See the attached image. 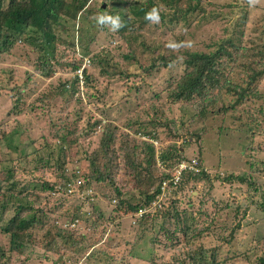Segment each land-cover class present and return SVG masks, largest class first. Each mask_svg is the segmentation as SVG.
<instances>
[{
	"label": "rangeland",
	"instance_id": "374dc122",
	"mask_svg": "<svg viewBox=\"0 0 264 264\" xmlns=\"http://www.w3.org/2000/svg\"><path fill=\"white\" fill-rule=\"evenodd\" d=\"M112 1L90 0L84 17L65 26L63 37L73 49L59 46L56 51H64L60 63L82 57L77 72L55 67L50 77L42 76L36 48L23 40L0 55V163L13 161L16 186L26 188L14 196L25 198L31 209L25 213L34 212L40 224L69 230L64 227L69 219H63L59 210L76 203L64 194L51 195L40 185L59 183L62 170H87L85 157L99 148L104 127L112 131L114 143L116 137L119 142L150 143L156 171L171 169L160 154L169 155L172 165L176 149H181L185 160L201 161L208 182L185 177L178 187H166L156 199L160 208L151 210L155 211L152 220L166 229L159 233L147 229L142 219L135 223L133 214L114 210L112 186L103 184L99 194L92 193L89 205L81 207L77 228H72L76 229L72 249L82 248L81 253L62 245L58 254L44 252L40 245L46 241L37 225L25 238L31 237L33 245L26 244L21 255L9 253L8 237L1 232L13 213L14 206L8 204L0 218V264H177L175 260L187 257L195 246L216 248V264H254L264 256V137L253 136L250 128L257 132L256 124H264V76L236 105L235 96L216 92L220 89L202 97L213 99L212 104L198 97L173 100L172 92L184 73L187 53H209L218 45L231 52L229 41L239 45L248 60L238 54L231 65L229 58L222 57L219 76L229 71V85L245 87L246 76L236 67L253 60L250 47H264V0H172L173 5L196 7L178 26L167 21L174 10L164 5L171 1L152 0L163 18L140 28L133 24L123 36L111 31L110 25H101L102 29L93 25L98 8L107 9ZM93 55L108 58L104 73L92 64ZM111 64L120 74H110ZM75 75L73 91L55 90ZM255 143L259 148L253 153ZM228 175L242 182L224 180ZM130 194L129 190L120 199H130ZM55 201L63 203L60 209L53 206ZM139 202L134 198L130 204ZM95 220L97 227L91 225ZM181 223L190 236L197 235L195 245L185 246L181 232L173 240L166 238L171 229L182 228ZM228 237L230 243H225ZM244 251L248 261L233 256Z\"/></svg>",
	"mask_w": 264,
	"mask_h": 264
},
{
	"label": "trees",
	"instance_id": "16d2710c",
	"mask_svg": "<svg viewBox=\"0 0 264 264\" xmlns=\"http://www.w3.org/2000/svg\"><path fill=\"white\" fill-rule=\"evenodd\" d=\"M89 1L90 0H0V55L12 47L16 41L23 40L36 48L38 54L36 62L42 76L46 78L50 77L55 67H66L71 73L72 71H78L82 63V57H72L69 61L64 60L63 63H60L59 60L65 58L64 51L58 53L56 48L63 46L64 48L73 49L72 43L67 41L68 38L63 37V34L66 32L65 26L68 24V21L74 23L81 16L82 18L84 17V13L86 12L85 6ZM133 1L134 0H113L112 3L108 5L107 9L102 6L98 8L97 17L102 14L113 17L119 16L124 27L116 32L120 36H123L127 33V30L133 29V24H137L139 28L144 26V23L148 24L151 20L146 19V16L153 8H156L152 0H137L135 3H133ZM169 1H171V3L169 5L165 4L164 7L166 9L173 8L174 10V14H169V19L167 20L172 26H178L181 22L186 23V14L196 10L194 6L190 7L187 5L184 8L181 4L173 5L172 0ZM159 17L160 19L163 18L162 13H159ZM96 18L93 21V25L98 24ZM100 29L102 28L100 27ZM228 46V48H231V52L223 48L222 45H218L215 51L209 53H187L183 61L185 65L184 73L177 82H175L173 88V100H190L193 97H198L205 101V104L206 102L212 104L213 99L205 100L202 99V97L208 92L220 89L216 92L224 90L225 93L235 96L233 103L236 105L240 103L243 96L251 94L254 86L257 85V82L264 76V47H262V49L250 47L249 57L253 58V60L237 65L236 68H241L247 80V82L244 83L245 87H242L237 84L229 85L231 83V81L228 80L229 71L219 76L217 67L222 57L225 56L229 58L231 60V65L238 54H242V56L248 60V56L244 52L239 51L241 48L239 45L236 46L229 41ZM81 51L84 56L87 54L86 49ZM126 58L132 57L128 55ZM91 60L92 64L100 68V73H104L105 71L104 64L106 66L110 64L108 63L107 57L100 58L99 55L91 56ZM52 61H54V63L50 65ZM111 65L110 74H120L118 69H116L113 64ZM81 73L83 74L82 78L84 82H88L89 80L87 75H85V71L82 70ZM77 82L78 79L75 75L69 79V81H65L56 86L55 90L61 94L70 93L77 88ZM205 106H203V108H205ZM262 119L264 120V118ZM256 126L258 131L256 132L254 128H250V133H253V136L260 135L264 137V124L262 123L260 127L259 123H257ZM115 141L116 143H114L112 131L104 127L99 148L85 157L87 161V170L83 172L79 170V168L70 171H68V169L66 171L62 170L60 174V184L56 182L52 184L42 183L40 185L41 189L48 193H55L59 191L57 186L63 188L66 182H75L79 180L81 181V185L77 187L78 190L82 192L89 190L88 196L93 197L94 195L92 193L95 192V190H98L99 194L100 187L108 183L112 186V200L115 201L114 210H122L123 214H133L139 208L149 207L154 196L159 193L160 183L169 179L172 175L171 171L173 167L179 161L184 160L181 149H176V160L172 165L169 160V155L166 153L160 154V159L163 162H168V166L171 167L170 170L164 172L156 171L152 165V163L154 164V149L150 143L139 141L137 144H132L126 140L119 142L117 137ZM258 148V144L255 143L252 148L253 153L256 152ZM58 150L60 151L61 148L59 147ZM117 156H120V158ZM33 159H35V157ZM120 160L121 164H119ZM197 162L198 166L203 168L198 158ZM12 164L13 161L11 160L0 163V218L3 216V212L5 208L8 207V204L14 206L12 216L1 226V232L8 237L9 253L21 255L26 244L33 245L30 234L29 240L25 238L27 237V231L36 227V225L39 226L40 230L43 232V239L46 241L40 245V248L44 252H55L56 250L55 254H58L59 250L57 247L61 245L66 250H76L77 253L83 252L84 250L82 248L72 249L75 241L72 237L75 236L76 229H63L62 226L51 228L48 225L45 226L44 223L40 224L34 212L25 213L29 210L31 211L30 207H27L26 201H23L25 198L19 199L20 197L17 198L14 194L23 193L26 188L22 187V185L19 187L16 186L17 180L13 179L12 173L14 168ZM75 171H77V173H75ZM185 177L194 181L203 179L208 182L205 171H200L195 175L183 174L181 183ZM232 179L240 183L242 182L241 178L231 175L225 177L224 180L230 181ZM2 183H4V186L1 185ZM181 183L179 182L178 185ZM168 185L170 186L171 184L169 183ZM151 189L153 190L150 192ZM129 190L131 191L129 195L130 199H120V197L124 193L129 192ZM65 197L67 199H72L76 205H70L71 207L66 206L63 211L61 210L63 203L55 201L53 206H55L56 209L61 208L59 210V215L64 217L63 219L67 218L69 219L68 221H72L78 218V215H81L79 214V210L82 208L80 203L76 201V198H70L69 196ZM87 198H84L85 201L82 202V207L89 205ZM134 198L140 200V202L132 205L130 203ZM64 201L67 200L63 199V202ZM67 203H70V201ZM90 204L91 207L88 209V216L92 217L94 206L92 203ZM154 212L145 213L141 217L144 221L143 223H145V227L156 233H159L160 230L165 232L166 229L161 225L162 222H158L156 219L152 220L155 216ZM174 217L178 219L177 214H174ZM98 224L99 223L95 220L91 225L97 227ZM157 224L160 225V228ZM181 226L182 228L178 230L171 229V231L167 233L168 236L166 238L173 240V236L181 232V237L184 240L185 246L191 247L195 245L197 235L194 233L190 236L187 232L186 225L181 223ZM138 228H140V226H138ZM79 239H81L80 236ZM230 240L231 238L228 237L224 242L230 243ZM215 249L216 248L206 249L202 246H195L194 249L189 250L190 253L187 257L180 260L176 259L175 261L177 264H185L186 262H189V264H216L217 254ZM237 255L247 259L245 251L233 254V256ZM2 257L3 254L0 259ZM57 259L59 258H56V260ZM225 259L226 256L223 260ZM221 263H223L222 260ZM254 264H264V256L255 259Z\"/></svg>",
	"mask_w": 264,
	"mask_h": 264
},
{
	"label": "built area",
	"instance_id": "2783aa9c",
	"mask_svg": "<svg viewBox=\"0 0 264 264\" xmlns=\"http://www.w3.org/2000/svg\"><path fill=\"white\" fill-rule=\"evenodd\" d=\"M77 72V71H76ZM80 73H78L77 76H79ZM200 171H205L204 168H201L198 166V162H197V158H189V159H184L179 161L172 169L171 173V177L169 179H166L164 181H162L160 183L159 186V193L156 194L154 196V199L152 201V203L150 204L149 207L147 208H139L135 211V213H133L134 219H135V223L141 219V217L145 214V213H153L154 211H151L152 209L155 210V208H160V205L158 203V200H156L159 196H163L164 191L167 189H172L173 187H175L176 185H178V183L181 181V177L183 174H191V175H195L197 173H199ZM75 173H77V171H75ZM171 184L170 186L168 184ZM60 184V182H59ZM58 184V185H59ZM81 185V181L76 180L75 182L69 181L66 182L63 186V188H60L57 186V189L59 190L58 192H51V195H59V194H64L65 196H69V197H73L76 198L78 200V202L80 203V206L82 207V202H84V198H87L88 202L89 200H91V197H89V190H86L84 192L79 191L78 190V186ZM167 187V189H166ZM61 192V193H60ZM77 224H78V220L74 219L73 221H65L64 222V227H68V228H77ZM70 225V227H69Z\"/></svg>",
	"mask_w": 264,
	"mask_h": 264
},
{
	"label": "clouds",
	"instance_id": "9594fccd",
	"mask_svg": "<svg viewBox=\"0 0 264 264\" xmlns=\"http://www.w3.org/2000/svg\"><path fill=\"white\" fill-rule=\"evenodd\" d=\"M96 19L99 26L106 24L110 25L111 31H117L120 28L124 27V24L119 16L113 17L107 14H102L98 16ZM146 19L158 23L160 19L158 10L156 8H153L152 11L147 14ZM172 47H175V45H172Z\"/></svg>",
	"mask_w": 264,
	"mask_h": 264
}]
</instances>
